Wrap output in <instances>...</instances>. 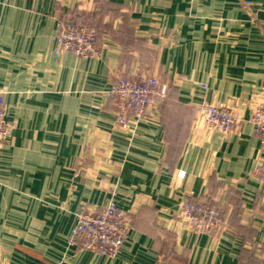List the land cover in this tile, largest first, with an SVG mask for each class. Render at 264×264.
<instances>
[{
    "label": "crops",
    "instance_id": "1",
    "mask_svg": "<svg viewBox=\"0 0 264 264\" xmlns=\"http://www.w3.org/2000/svg\"><path fill=\"white\" fill-rule=\"evenodd\" d=\"M0 0V91L15 125L0 144V264H264V159L250 122L264 102V0ZM99 32L100 56L56 57L60 24ZM157 76L168 100L123 128L115 73ZM231 109L230 133L196 107ZM185 198L223 209L213 234ZM113 202L130 225L115 258L69 244L76 214Z\"/></svg>",
    "mask_w": 264,
    "mask_h": 264
},
{
    "label": "built area",
    "instance_id": "2",
    "mask_svg": "<svg viewBox=\"0 0 264 264\" xmlns=\"http://www.w3.org/2000/svg\"><path fill=\"white\" fill-rule=\"evenodd\" d=\"M9 1V0H5ZM85 6L84 0L79 1ZM56 57L61 53H71L77 58L88 59L100 56L99 36L86 23H76L72 19L63 21L57 33ZM170 95L168 82L153 75L128 78L120 73L113 75L109 98L114 103L117 124L123 128L131 119L144 117L151 108L165 103ZM196 121L207 130L226 134L238 126L234 112L220 104L203 103L196 107ZM264 151V102L259 104L250 116ZM15 125L8 120L4 94L0 91V144L7 142ZM259 182L264 186V159L257 168ZM69 244L78 246L80 251H88L107 258H115L129 238L130 225L126 215L111 202L93 211L87 203L81 205L76 214ZM180 219L197 235L213 234L225 222L222 207L207 200L194 201L185 198L180 204Z\"/></svg>",
    "mask_w": 264,
    "mask_h": 264
},
{
    "label": "trees",
    "instance_id": "3",
    "mask_svg": "<svg viewBox=\"0 0 264 264\" xmlns=\"http://www.w3.org/2000/svg\"><path fill=\"white\" fill-rule=\"evenodd\" d=\"M91 28H93V29H95L96 30V32H97V34H98V36H99V32H98V30L96 29V28H94V27H92V26H90ZM193 200V199H192ZM199 201V200H198ZM200 201H202V200H200ZM210 202V201H209ZM222 214H223V216H224V213H223V209H222Z\"/></svg>",
    "mask_w": 264,
    "mask_h": 264
}]
</instances>
